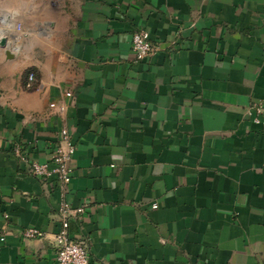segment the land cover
Wrapping results in <instances>:
<instances>
[{
    "label": "crops",
    "instance_id": "obj_1",
    "mask_svg": "<svg viewBox=\"0 0 264 264\" xmlns=\"http://www.w3.org/2000/svg\"><path fill=\"white\" fill-rule=\"evenodd\" d=\"M2 40L0 264H52L63 202L91 264H264V0H0Z\"/></svg>",
    "mask_w": 264,
    "mask_h": 264
},
{
    "label": "built area",
    "instance_id": "obj_2",
    "mask_svg": "<svg viewBox=\"0 0 264 264\" xmlns=\"http://www.w3.org/2000/svg\"><path fill=\"white\" fill-rule=\"evenodd\" d=\"M17 32L21 31V25L17 24ZM158 47L153 45L149 33L144 29L135 31L131 37V52L137 62L143 61L153 55ZM29 82L34 80V75L28 76ZM71 97V93L65 94ZM50 107H54L53 104ZM248 114L254 115L253 122L261 124V117L264 115V102L256 103L248 110ZM75 152V145L72 142L71 135L67 129L60 133L56 145L52 148L49 158L46 162L40 163L31 161L29 164V173L42 181L50 178L56 179L61 190L65 191L72 179V160ZM153 209L157 206L153 205ZM83 212L82 209L72 210L66 203H61L58 208L60 217V227L52 236V245L56 252V258L52 264H91L89 253L85 242L73 241L69 235V222L76 213ZM8 218V216H5ZM20 235L24 239H43L46 234L38 228H23ZM4 236H0V241L4 242Z\"/></svg>",
    "mask_w": 264,
    "mask_h": 264
},
{
    "label": "water",
    "instance_id": "obj_3",
    "mask_svg": "<svg viewBox=\"0 0 264 264\" xmlns=\"http://www.w3.org/2000/svg\"><path fill=\"white\" fill-rule=\"evenodd\" d=\"M5 44V40H2L1 42H0V45H4Z\"/></svg>",
    "mask_w": 264,
    "mask_h": 264
}]
</instances>
